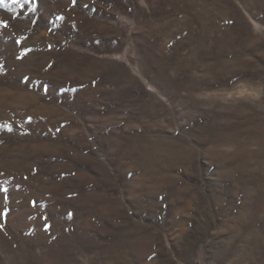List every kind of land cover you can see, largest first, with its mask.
<instances>
[{
  "label": "rangeland",
  "instance_id": "obj_1",
  "mask_svg": "<svg viewBox=\"0 0 264 264\" xmlns=\"http://www.w3.org/2000/svg\"><path fill=\"white\" fill-rule=\"evenodd\" d=\"M21 2L0 264H264V0Z\"/></svg>",
  "mask_w": 264,
  "mask_h": 264
},
{
  "label": "snow or ice",
  "instance_id": "obj_2",
  "mask_svg": "<svg viewBox=\"0 0 264 264\" xmlns=\"http://www.w3.org/2000/svg\"><path fill=\"white\" fill-rule=\"evenodd\" d=\"M28 3H31V0H27ZM12 3L18 4L21 8L25 7V3H22L21 0H12ZM7 24L5 23V27Z\"/></svg>",
  "mask_w": 264,
  "mask_h": 264
}]
</instances>
